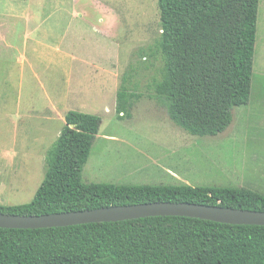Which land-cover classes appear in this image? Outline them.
Listing matches in <instances>:
<instances>
[{
	"label": "rangeland",
	"instance_id": "obj_1",
	"mask_svg": "<svg viewBox=\"0 0 264 264\" xmlns=\"http://www.w3.org/2000/svg\"><path fill=\"white\" fill-rule=\"evenodd\" d=\"M8 5L30 8L32 41L22 75L12 58L0 62V205L32 200L70 110L102 119L83 183L264 194V0L250 101L234 108L231 125L216 136L186 132L156 99L163 66L158 0H0V10ZM123 84L140 95L131 118L116 110Z\"/></svg>",
	"mask_w": 264,
	"mask_h": 264
},
{
	"label": "trees",
	"instance_id": "obj_2",
	"mask_svg": "<svg viewBox=\"0 0 264 264\" xmlns=\"http://www.w3.org/2000/svg\"><path fill=\"white\" fill-rule=\"evenodd\" d=\"M261 0H158L162 57L157 101L197 136L231 125L250 101ZM140 98L121 85L116 110L131 118ZM102 119L70 110L47 154L43 181L28 203L0 213L42 215L150 202H186L264 211L246 187L83 183ZM0 264H264V226L155 216L39 229L0 228Z\"/></svg>",
	"mask_w": 264,
	"mask_h": 264
},
{
	"label": "water",
	"instance_id": "obj_3",
	"mask_svg": "<svg viewBox=\"0 0 264 264\" xmlns=\"http://www.w3.org/2000/svg\"><path fill=\"white\" fill-rule=\"evenodd\" d=\"M155 216H183L232 225L264 226V211L186 202H150L42 215L0 213V228L39 229L66 227Z\"/></svg>",
	"mask_w": 264,
	"mask_h": 264
},
{
	"label": "crops",
	"instance_id": "obj_4",
	"mask_svg": "<svg viewBox=\"0 0 264 264\" xmlns=\"http://www.w3.org/2000/svg\"><path fill=\"white\" fill-rule=\"evenodd\" d=\"M20 8L8 5L0 10V62H9L12 58L13 64L16 61L20 65L22 75L30 62L27 55L32 41V15L30 8ZM60 52L64 54L62 47Z\"/></svg>",
	"mask_w": 264,
	"mask_h": 264
}]
</instances>
